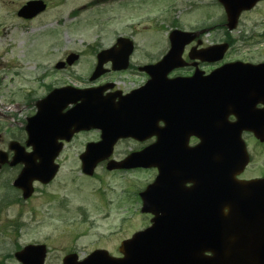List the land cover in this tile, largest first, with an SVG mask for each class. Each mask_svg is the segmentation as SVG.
<instances>
[{
  "label": "flooded vegetation",
  "instance_id": "af4514ba",
  "mask_svg": "<svg viewBox=\"0 0 264 264\" xmlns=\"http://www.w3.org/2000/svg\"><path fill=\"white\" fill-rule=\"evenodd\" d=\"M37 1L42 2L43 7H34L33 12L35 14L32 18L27 19L20 17L21 20L29 23H36L40 19L42 21L50 18L51 12L54 9L62 7L65 4L64 2L61 3L60 0H58V2L54 0ZM147 1L150 0H91L82 9L87 7L91 8V6L94 8L100 6L113 7L114 4H117L118 6L122 5L126 15L130 16L133 7L135 10H139L138 6L145 5L148 3ZM162 1L168 4L167 10L171 11L172 16L159 19L158 23L157 21L155 22L158 31L156 34L148 37L150 40L147 41L146 44L140 45L136 38L137 34H132L131 28L126 26L121 34L119 33L115 37L113 36L110 44L107 46L100 44L96 46H87L86 49H88V51L76 50L67 52L65 50L60 60L55 64V68L59 66L62 68V71H65L81 64L86 65V68L92 71L89 84L79 88H99L101 94H99L98 97L103 99V101L94 100L87 104V106L90 108L107 106L110 115L117 125L128 127L132 130H147L154 128L162 130L166 128L167 123L158 116L147 119L145 111L147 107L151 106L154 102L147 104L146 99L130 96L132 92L147 85L152 81L153 76H158L159 79L166 78L176 81L177 84L183 85L175 89V99H173L172 104H170L172 109V115L169 119L171 123V136H161L162 140L171 138V142H164V144L165 146L170 145L173 149L174 161L172 164L171 177L173 195L176 197L177 201L184 198L187 203H193L194 200H192V198L195 195H200L202 191L203 193L210 192L212 168H214L216 175L219 174V176H223L224 178H226L228 172H234L236 173L235 177L238 181L251 182L264 180V76L258 75L254 78L225 80L224 82L228 84L244 85L231 88H212L210 85H205L206 77L225 65L233 63L260 65L264 63V56H262L264 52L261 54L253 51V48H251L252 42L256 38V40H258H255L256 45H264V28L262 33L257 32L259 26H264V23L258 24L247 20L248 16L253 14L259 6L264 5V0H259L249 10H242L239 13L234 30H229V16L226 6L221 0ZM27 2H25V4ZM178 2H181L182 6H179L177 4ZM24 5L18 9L17 15ZM57 10L60 12L61 8ZM63 10L65 9L62 7V11ZM77 10H80V8L78 7V9L74 10L73 14ZM60 17L57 18V21H59L58 19H60ZM49 26L50 24L43 27L47 28ZM161 31L162 33L160 34ZM257 34H260V36H257ZM212 36L215 37L214 40L210 39ZM122 38L132 41L133 44L128 58L124 54L127 52L128 48L123 52V47L117 45L119 39ZM224 44H227L229 48L221 57L217 58L210 55L212 49ZM105 50H113V53L122 52L123 54L112 55L110 60L103 66L105 73L92 81L91 77L98 66L99 54ZM70 57L75 58L72 63L68 62ZM114 60H122L123 62H115ZM164 60H168L167 66L169 70L166 76L163 74L162 70L158 69V65L160 63L162 64ZM126 61L127 68L116 70L118 67H123ZM120 76H125L127 79L128 77H136V80L130 81V84L133 86L126 87L118 80ZM195 77H199L198 82L204 81V85L197 87L200 91L204 92L203 98H197V102L194 101L195 83L194 81L191 82ZM64 86H69V84ZM48 88V93L37 95L34 96V99H30V102L27 104L29 110L27 119L33 117L38 112L39 102L47 98L49 93L53 90L51 87ZM219 91L228 93L229 95L225 94V97L228 96L233 99L229 101L222 98H220V101L212 100V96L217 98L215 92ZM167 103L168 102H161L162 105H166ZM83 105L81 101L72 102L64 108L63 113H67L74 108L82 110ZM153 114H156V112ZM202 131L208 133L218 132L221 135L220 140L222 142V147L219 155L213 158V166H211L210 157L207 156L204 151L202 152L197 149L202 141H200L196 135ZM234 131L241 132L243 143L238 137L237 144V137L231 135V150L227 152L226 148H223V144L227 147L226 141L229 138V133ZM96 132L99 138L97 140L87 141L85 147L89 143H96L100 140L101 132L98 130H96ZM84 133L87 132L75 134L71 141L64 142V148L59 157L63 154L64 149L72 144L73 140ZM10 134L13 135L11 132ZM2 136V132H0V151L5 154V160L7 162H4L5 164L3 163L1 170L6 172L8 168L16 166L19 167V171L12 182V190L17 197L15 196L13 199H9L8 196H10V194L8 193L7 197L1 199L0 208L13 203L22 205L32 201L34 197V195H32L30 198L25 199L23 192L13 186L14 181L18 178L24 167L22 163L11 166L10 163L13 161L14 157L11 144L15 140L5 143L3 142ZM209 139L210 136L207 137V140ZM158 140L159 137L157 135L146 137L144 140H137L135 138L120 139L114 147L110 160L122 161L130 154L142 151ZM16 142L25 147L28 153L33 151L32 147H27L26 140ZM123 143H128L129 146L127 149H121L120 146ZM207 145L209 147L211 146L210 144ZM228 153L231 156L229 161L227 160ZM81 154L78 155L79 159ZM228 164L230 165L228 166ZM100 166L106 167L107 163L103 162ZM135 172L152 173L154 181L159 174V169L156 167H140L129 170L111 171V173ZM1 182L2 180L0 181V186L10 187L8 184ZM222 183L221 187H223L224 184L226 189V184ZM148 185L146 187H148ZM146 187H143V189H146ZM140 200L143 206L144 202L142 199ZM147 216L151 222L153 216L151 214ZM150 224L151 223L146 225L145 228L150 226ZM127 239L128 238L96 239L94 240L96 241L94 244L87 245L84 248L78 246L77 243H64L58 249L59 255L57 256V260L61 262L60 264H65V259L67 257L76 256L74 260L79 262L98 250L106 251L113 259H125L127 256L122 252V246ZM73 241H75V239H73ZM32 244L34 243H27L22 247L17 246L13 258L16 260L15 256L25 247ZM47 248V256H49L51 251L48 245ZM82 251L86 253L82 254ZM127 252L130 254V246L126 253ZM18 264L21 263L18 262Z\"/></svg>",
  "mask_w": 264,
  "mask_h": 264
},
{
  "label": "rangeland",
  "instance_id": "374dc122",
  "mask_svg": "<svg viewBox=\"0 0 264 264\" xmlns=\"http://www.w3.org/2000/svg\"><path fill=\"white\" fill-rule=\"evenodd\" d=\"M27 1L0 0V132L5 143L26 140L27 104L34 96L48 93V87L89 84L92 71L84 64L65 71L55 68L65 50L88 51L87 46H107L126 26L144 45L158 31L155 22L172 16L162 0L147 1L138 6L139 10L133 7L130 16L122 5L82 9L91 0H60L65 3V10L58 7L50 18L29 23L17 15ZM177 4L182 6L181 2ZM78 7L80 10L73 14ZM247 20L263 24L264 5ZM263 28L259 26L257 32L262 33ZM255 40L251 48L262 54L264 45H256ZM118 80L131 87L130 81L136 77L120 76ZM98 138L96 131L79 135L57 159L60 171L56 178L46 185L35 182L32 201L0 208V264H18L13 258L15 249L27 243L48 245L51 253L46 264H60L58 249L64 243H77L84 248L96 239L129 238L150 223L149 217L141 213L139 193L153 182L152 173H111L102 166L92 177L82 173L78 155L85 150L87 141ZM128 146L123 143L120 147ZM18 171L16 166L0 171L1 183L10 186H0V203L8 193L9 199L17 197L12 182Z\"/></svg>",
  "mask_w": 264,
  "mask_h": 264
},
{
  "label": "water",
  "instance_id": "95a60500",
  "mask_svg": "<svg viewBox=\"0 0 264 264\" xmlns=\"http://www.w3.org/2000/svg\"><path fill=\"white\" fill-rule=\"evenodd\" d=\"M257 1L221 0L227 9L229 28H235L241 10L250 9ZM41 6L43 7V3L40 1L29 2L20 10L19 16L32 18L35 14L33 8ZM117 44L123 47V52L128 48L124 53L128 58L133 46L132 42L119 39ZM227 47V45L218 46L211 50L210 55L219 58ZM114 54L123 53L105 50L99 54V63L91 80H95L105 72L103 66ZM74 60L73 57L68 59L70 63ZM120 61L123 62L122 60L115 62ZM167 62L168 60H164L163 64L158 66L165 76L169 70ZM125 68L127 61L123 67H118L116 70ZM258 75L264 76V64L228 65L207 78L211 79L209 83L211 87L231 88L244 85L228 84L224 82L225 80L254 78ZM160 79L158 76H153L152 81L146 86L131 94L133 97L146 99L147 104L154 102L145 111L147 119L155 118L160 112V116L167 117L171 110L173 91L183 86L177 82L165 81L164 78ZM99 94L101 90L96 88L65 87L54 90L39 102L38 113L28 119L26 126L27 146H32L33 152L28 154L18 143L11 144V149L15 151L11 164L20 162L25 164L23 171L14 182L17 188L23 190L25 198L33 194L35 181L48 184L56 176L58 165L55 164V159L61 150V145L58 143L60 140L70 141L75 133L82 130L102 131L101 141L97 144H89L81 156L83 173L92 176L98 164L110 157L119 138L142 139L145 136V133L140 135L117 125L107 106L88 107L87 104L94 100L103 101L98 97ZM224 94L225 92H222L220 95ZM229 99L230 97H227V100ZM79 101L84 104L82 110L74 108L63 113L68 104ZM197 101L198 99H195V102ZM160 102H168L162 111L156 105ZM211 137H214L212 147L216 146L218 150L215 152L218 153L219 134L211 133ZM200 146L203 148V144ZM157 148L158 145H154L145 152L131 155L123 162H112L108 165V170L140 166L160 167V163L170 164L173 158L171 148L164 147L160 155L159 151L157 153ZM228 149H230L229 141ZM4 162H6L5 154L0 153V166ZM168 172L169 169L163 172L161 170L157 180L141 194L145 200L143 212H151L155 217L151 227L136 233L132 239L123 244L122 250L127 254L126 259L113 260L108 256L102 259L107 253L98 251L84 262L67 264H264V180L237 182L235 176L233 178V172H229L224 179L212 174L210 192L202 191L200 195L192 198L193 203H187L184 198L177 201L173 195L172 181ZM220 182L226 184V191L223 183V187H220ZM129 246L130 254L126 253ZM46 253L44 245H31L16 257L23 264H44Z\"/></svg>",
  "mask_w": 264,
  "mask_h": 264
}]
</instances>
